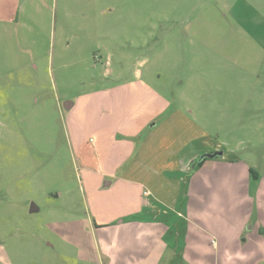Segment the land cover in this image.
<instances>
[{"label":"rangeland","instance_id":"rangeland-1","mask_svg":"<svg viewBox=\"0 0 264 264\" xmlns=\"http://www.w3.org/2000/svg\"><path fill=\"white\" fill-rule=\"evenodd\" d=\"M44 1L48 5L39 9V0H28L21 23L0 37V264H107L92 229L94 218L100 217V190L90 184H106L121 171L102 181L86 165L106 169L124 161L126 153L129 162L138 148L130 126L136 123L144 135L160 123L157 118L175 115L174 105L187 116L188 105L195 111L192 102L198 98L190 92L188 74L173 70L162 56L165 40L187 10L184 0ZM159 52L160 60L153 62ZM136 80L158 81L160 95L169 96L172 107L151 120L156 106ZM182 88L183 95L175 99ZM199 95L205 102L207 93ZM69 102L75 103L73 109H67ZM210 110L209 105L201 108L203 114ZM223 127L218 136L225 155L219 160L238 161L251 153L258 177H251L250 184H228L215 163L196 170L204 158L213 160L208 153L199 151L192 167L186 156L188 148L189 153L196 150L190 144L178 147L181 171L161 180L182 184L174 204L182 216L170 212L171 218L182 227L193 219L205 230V246L219 243L230 254L248 255L250 264H264V147L251 148L259 137L240 124ZM216 136L206 140L212 143ZM243 138L240 150L227 151ZM194 184L198 189L200 184L198 196ZM209 201L211 205L204 204ZM233 225L242 229L237 239Z\"/></svg>","mask_w":264,"mask_h":264},{"label":"crops","instance_id":"crops-1","mask_svg":"<svg viewBox=\"0 0 264 264\" xmlns=\"http://www.w3.org/2000/svg\"><path fill=\"white\" fill-rule=\"evenodd\" d=\"M47 2L39 0L38 8ZM184 3L187 11L173 36L169 35L168 42L165 40L164 46L169 50L163 46L165 53L162 56L173 70L188 74L192 82H188L192 88L190 92L198 98L192 102L195 111L188 105L190 116H187L174 105L175 115L171 113L162 120L157 118L160 123H153L154 126L157 124L156 128L144 135L136 123L135 127L129 125V134L132 132L138 143V148L132 149L135 158L128 162L130 156L126 153L124 161L114 166L110 163L106 169L103 164L99 168L86 165V170L96 173L102 181L107 174L117 172V169L121 171L118 177L105 181L106 184L101 185L98 181L90 184L100 190L98 194L101 196L96 204L100 217L94 218L92 229L97 235L99 251L107 256V264H233L232 258L250 264L248 255L241 251L230 254L224 245L215 242L211 247L205 246L201 239L205 230L197 227L193 219L183 227L175 222L170 212L182 216L175 207L182 195V184H164L161 180L172 179L167 178V173L181 171L178 147L190 144L193 151L196 150L189 153L188 148L186 156L189 159L187 164L192 167L191 160L199 151L205 155L222 151L218 135L227 124H240L243 130L246 128L257 133L259 139L250 147H264V0H184ZM29 5L28 0L0 3V37L10 35L14 26L21 23ZM160 57L159 52L151 60L154 62ZM135 84L152 96L150 104L156 106V111L151 120L156 119L157 113L172 107L169 96L160 95L163 91L159 89L158 81L145 83L136 80ZM184 91L182 88L181 95L175 99H180ZM138 93L136 90L135 103H139ZM200 93H207L203 103ZM209 94L212 95L209 97ZM67 104L69 110L75 105L73 102ZM205 105L211 106L210 114L201 111ZM154 131L159 133L153 134ZM213 136H216L215 144L214 140L212 143L207 141ZM245 141L243 138L235 147L227 146V151L240 150L239 146ZM130 144L133 147V143ZM224 155L222 151L221 155L210 157L213 160L204 158L196 170L215 163L216 170L228 177V184H250L251 177H258L253 170L251 153L238 161L219 160ZM128 173L133 177L123 175ZM153 173L158 176L156 179H153ZM197 185L194 184L196 196L200 189V184L199 189ZM210 202L204 204L211 205ZM115 204L119 207L112 209ZM231 211L234 212V208ZM105 212H114L115 219L103 216ZM203 222L212 225L211 220L203 218ZM232 229L236 230L237 239L242 229L235 225Z\"/></svg>","mask_w":264,"mask_h":264},{"label":"water","instance_id":"water-1","mask_svg":"<svg viewBox=\"0 0 264 264\" xmlns=\"http://www.w3.org/2000/svg\"><path fill=\"white\" fill-rule=\"evenodd\" d=\"M67 107H69V105H67ZM222 154V151H214V152H212V153H210V154H207V155H209V156H211V157H214V156H216V155H221ZM36 208H35V206L33 205L31 208H30V210L31 211H33V210H35ZM261 231H263L262 229H261Z\"/></svg>","mask_w":264,"mask_h":264}]
</instances>
